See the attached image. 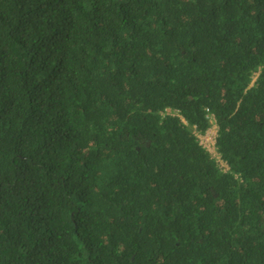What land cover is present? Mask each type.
I'll return each mask as SVG.
<instances>
[{
	"label": "trees",
	"instance_id": "16d2710c",
	"mask_svg": "<svg viewBox=\"0 0 264 264\" xmlns=\"http://www.w3.org/2000/svg\"><path fill=\"white\" fill-rule=\"evenodd\" d=\"M0 264H264V0H0Z\"/></svg>",
	"mask_w": 264,
	"mask_h": 264
},
{
	"label": "built area",
	"instance_id": "2783aa9c",
	"mask_svg": "<svg viewBox=\"0 0 264 264\" xmlns=\"http://www.w3.org/2000/svg\"><path fill=\"white\" fill-rule=\"evenodd\" d=\"M206 118L209 122V127L204 133H196V138L199 145L204 148L208 154L216 160L220 167L226 169L225 163H223L216 150V138L218 126L215 117L212 113L207 112Z\"/></svg>",
	"mask_w": 264,
	"mask_h": 264
}]
</instances>
